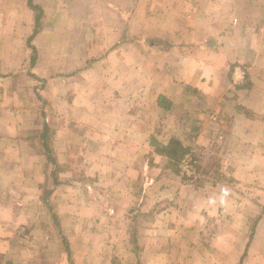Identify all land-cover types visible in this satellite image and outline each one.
Instances as JSON below:
<instances>
[{
  "label": "crops",
  "instance_id": "0c3cea01",
  "mask_svg": "<svg viewBox=\"0 0 264 264\" xmlns=\"http://www.w3.org/2000/svg\"><path fill=\"white\" fill-rule=\"evenodd\" d=\"M124 248L264 264V0H0V264Z\"/></svg>",
  "mask_w": 264,
  "mask_h": 264
},
{
  "label": "trees",
  "instance_id": "16d2710c",
  "mask_svg": "<svg viewBox=\"0 0 264 264\" xmlns=\"http://www.w3.org/2000/svg\"><path fill=\"white\" fill-rule=\"evenodd\" d=\"M167 103L168 102L165 101L163 97L159 98V105L168 110L170 108V105ZM151 146L155 148L156 154L163 155L168 159V161H169L168 162V168L173 170V171H179L180 163L182 162L184 157L190 152L189 146H186L181 140H179L177 138H172L169 141V143L165 145L153 137V138H151ZM45 147H46V153H47L50 161L53 164L57 165V163L55 162V160L51 156V149L48 146V144ZM215 160H217L218 163H215ZM215 160L212 163V168H216V170L213 174V178L215 179L214 182L226 181L229 183H233L234 180L232 178H227L225 175H223L220 172L219 159H215ZM199 173L201 176L204 177V179L210 178V177H207L209 175L208 172L204 173V172L200 171ZM199 185H201V184L200 183L197 184V186H199ZM131 239L133 242L136 241V238L134 240L133 236H131ZM64 244H65L66 250L69 251V244L66 240H64ZM136 249H139V248H136ZM137 255H138V253H137Z\"/></svg>",
  "mask_w": 264,
  "mask_h": 264
},
{
  "label": "rangeland",
  "instance_id": "374dc122",
  "mask_svg": "<svg viewBox=\"0 0 264 264\" xmlns=\"http://www.w3.org/2000/svg\"><path fill=\"white\" fill-rule=\"evenodd\" d=\"M200 161L201 160H199V163H200ZM215 163H218V161L215 160ZM129 249L131 250L132 248H124L123 254L120 253V261H119V263H121V262H122L121 264H136L137 263V260L135 259L136 257H134V254L130 253ZM189 249L190 248H186V250H189ZM142 251L143 252L141 254V263L140 264H154V263H150L149 258L147 257V255L144 252V248H143ZM169 259L171 261L173 260L172 258H169ZM161 264H168V263L166 262V260H162ZM172 264H174V263H172Z\"/></svg>",
  "mask_w": 264,
  "mask_h": 264
}]
</instances>
